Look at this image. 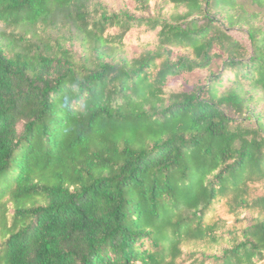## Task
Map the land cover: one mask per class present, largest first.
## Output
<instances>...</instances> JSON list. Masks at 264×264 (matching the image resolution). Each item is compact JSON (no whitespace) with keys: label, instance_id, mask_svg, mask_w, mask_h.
I'll return each mask as SVG.
<instances>
[{"label":"trees","instance_id":"1","mask_svg":"<svg viewBox=\"0 0 264 264\" xmlns=\"http://www.w3.org/2000/svg\"><path fill=\"white\" fill-rule=\"evenodd\" d=\"M117 1L0 0V264H264V0Z\"/></svg>","mask_w":264,"mask_h":264},{"label":"rangeland","instance_id":"2","mask_svg":"<svg viewBox=\"0 0 264 264\" xmlns=\"http://www.w3.org/2000/svg\"><path fill=\"white\" fill-rule=\"evenodd\" d=\"M106 5L110 11H116L119 8V2L117 0H106ZM73 50L77 53H82V49L77 43L73 44ZM5 209L4 214L0 213V244L3 239V219H5L7 225L10 224L14 206L11 202L7 201Z\"/></svg>","mask_w":264,"mask_h":264}]
</instances>
